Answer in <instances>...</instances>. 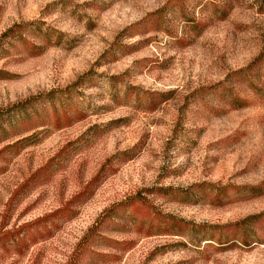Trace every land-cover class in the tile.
Wrapping results in <instances>:
<instances>
[{
    "label": "rangeland",
    "instance_id": "1",
    "mask_svg": "<svg viewBox=\"0 0 264 264\" xmlns=\"http://www.w3.org/2000/svg\"><path fill=\"white\" fill-rule=\"evenodd\" d=\"M0 264H264V0H0Z\"/></svg>",
    "mask_w": 264,
    "mask_h": 264
},
{
    "label": "trees",
    "instance_id": "2",
    "mask_svg": "<svg viewBox=\"0 0 264 264\" xmlns=\"http://www.w3.org/2000/svg\"><path fill=\"white\" fill-rule=\"evenodd\" d=\"M246 72H247V71L242 72L241 74H244V73L246 74ZM230 91H231V90H230ZM230 91H229V92H230ZM231 94H232V93H231ZM231 94H230V95H231ZM233 102H235V103L237 104V106H242L243 103H244L245 101H244L243 99H240L237 95H235V96H234V101H233Z\"/></svg>",
    "mask_w": 264,
    "mask_h": 264
}]
</instances>
